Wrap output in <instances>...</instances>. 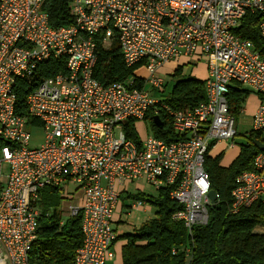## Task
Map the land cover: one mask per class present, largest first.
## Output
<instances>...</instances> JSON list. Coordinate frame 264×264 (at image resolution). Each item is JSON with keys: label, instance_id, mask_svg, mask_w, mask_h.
<instances>
[{"label": "built area", "instance_id": "2783aa9c", "mask_svg": "<svg viewBox=\"0 0 264 264\" xmlns=\"http://www.w3.org/2000/svg\"><path fill=\"white\" fill-rule=\"evenodd\" d=\"M44 2L0 0V264H33L37 201L47 187L62 198L69 184L82 192L80 203L68 208L67 218L81 216L82 243L72 264H115L113 216L119 188L130 182L169 189L181 207L172 218L188 232L207 224L212 203L204 155L209 144L237 134L230 83L260 96L251 125L264 130V56L239 31L245 16L256 17L264 45V0H71L74 22L59 28L49 25ZM99 34L104 43L116 39L124 62L141 66L145 76L107 85L94 79ZM61 56L67 73L41 80L26 96V116L17 114L14 80ZM195 57L205 59L206 99L189 110H173L162 101L165 82L157 74L167 64ZM159 106L184 139L166 142L149 134L138 142L126 136L127 122L157 116ZM31 121L43 131L37 148L28 145ZM235 184L232 213L257 201L264 205V152ZM143 205L137 200L131 207Z\"/></svg>", "mask_w": 264, "mask_h": 264}, {"label": "trees", "instance_id": "16d2710c", "mask_svg": "<svg viewBox=\"0 0 264 264\" xmlns=\"http://www.w3.org/2000/svg\"><path fill=\"white\" fill-rule=\"evenodd\" d=\"M70 1L45 0L43 10L47 13L52 28L68 26L74 22L69 11ZM257 24L256 17L247 15L239 31L264 56V45L258 34ZM95 43L96 60L92 72L94 79L107 85L136 76L135 70L141 66H128L124 62L116 39L104 43L99 34ZM65 59V56L49 57L39 62L28 78L14 80L17 114L26 116V96L41 80L67 73ZM180 66L171 73L172 80L165 82L161 95L164 94L162 101L173 110L186 111L206 99L205 81L193 76L180 77ZM141 84L139 80L136 86L141 88ZM251 93L255 92L238 82L229 84L228 104L236 121L239 109L245 105ZM255 95L259 100L260 96L257 93ZM157 110V116L150 114L142 121L148 134L166 142L184 139V135L175 133L172 129L171 118L162 107H157ZM155 117L161 122L160 128L154 124ZM30 123L39 126L32 121ZM124 131L134 141L140 142L142 139L135 121L127 122ZM246 138L239 145L238 155L227 166L220 164L221 155H209L214 143L209 144L204 155V169L209 175L210 189L218 198L207 208L208 223L195 225L190 232L181 222L172 218V214L181 207L169 197V189L156 190L155 195L139 192L135 197L127 190L119 192L122 209L132 208L130 199L144 201L154 209L153 216L140 227L117 235L116 241H125L121 247V264H264V205L257 201L236 213L230 210L235 179L242 171L249 170L253 157L262 152L255 147L253 141L258 140L264 144V130H250ZM61 204L62 197L58 189L47 187L39 191L37 238L29 252V260L33 264L73 263L75 251L82 243L81 216L78 213L74 217L63 219Z\"/></svg>", "mask_w": 264, "mask_h": 264}, {"label": "rangeland", "instance_id": "374dc122", "mask_svg": "<svg viewBox=\"0 0 264 264\" xmlns=\"http://www.w3.org/2000/svg\"><path fill=\"white\" fill-rule=\"evenodd\" d=\"M179 66L181 70L180 77L182 78H185L186 76H193L195 78L202 79L204 76H206L205 59L202 57L199 60H197V57H195V58H189V59H181L179 60V62H173L171 64H167L159 70V73L157 74V76L160 77L164 82H170L173 78V76H171V73L176 67H179ZM135 75L145 76V71L142 68H138L135 70ZM244 87L248 88L247 86H244ZM257 99L258 98L255 95V93H251L249 97L247 98L245 102V112L238 115L237 121L235 124L237 134L233 140H228L226 143H224L225 148H228L229 143L233 142L235 147L238 149L239 145L244 143L247 140L246 138L247 134L249 133L250 130H252L251 111H253V107L258 103ZM136 127L142 139L146 138V136L149 135L146 130V126L143 125L142 121H137ZM27 129L30 132V140L28 144L29 147L30 148L39 147L40 144L42 143L43 131L41 127L28 125ZM7 172H8L7 165L3 164L2 173L6 174ZM64 189H65V192L63 194L62 204L60 208H62V211H63L62 218L66 219L68 216L69 206L71 204H76L77 202L76 200L77 197L75 196L74 193H75V190L77 192L79 189H76V186L73 184L64 186ZM126 190L133 197L139 194V192H143L146 194H152V195L156 194V190L154 188L149 187L147 185L146 186L142 185V189H141L140 185L137 186V184L135 183L128 184ZM130 200L131 201L129 202L135 201L133 199H130ZM119 204L120 202L118 203L117 208ZM145 204L143 205L144 207L142 206L141 208H136V209L123 208V211L120 214V218L118 219L119 222L113 223L112 225V228L115 230L117 235H120L124 232H130L132 229L140 227L146 220L150 219V217L153 216L154 209L148 206L147 204L145 206ZM147 206L148 208H150L149 212L145 211L146 210L145 207Z\"/></svg>", "mask_w": 264, "mask_h": 264}, {"label": "crops", "instance_id": "0c3cea01", "mask_svg": "<svg viewBox=\"0 0 264 264\" xmlns=\"http://www.w3.org/2000/svg\"><path fill=\"white\" fill-rule=\"evenodd\" d=\"M205 71H206V66H205ZM207 72V71H206ZM206 75H207V73H206ZM206 78V76H204L202 79H200V78H198V79H200V80H204ZM258 100V99H257ZM258 105V103L253 107V111H251V116H252V114H253V112H254V110H255V108H256V106ZM245 112V105H244V108H243V113ZM227 141H220V142H216L215 143V145L210 149V151H209V155L211 156V157H214V156H217V155H221V159H220V164L221 165H223V166H227V165H229L232 161H233V159L238 155V153H239V148L237 149L236 147H235V145H233V146H231L230 144L231 143H229V145H228V148H225V144L224 143H226ZM237 149V150H236ZM130 183H132V182H130ZM130 183H127V184H125V185H121L120 186V188H119V191L121 192L122 190H126V188H127V185L128 184H130ZM138 186V185H137ZM142 189V188H141ZM75 196L77 197L76 198V200H77V202H76V204H78V203H80V201H81V199H82V192L80 191V190H78L77 192H76V190H75ZM124 203H126V202H124ZM134 202H132L131 204H133ZM145 204V203H144ZM121 202H120V204H119V206H118V208H117V210H116V212H115V214H114V217H113V222H112V225H113V223H117V222H119V218H120V214L122 213V211H123V209H122V207H121ZM145 206H146V204H145ZM144 207V206H143ZM132 208H134V207H132ZM131 208V209H132ZM137 208H141V207H137ZM134 209H136V208H134ZM145 211L146 212H149V210H150V208H148V206L147 207H145ZM118 243V244H117ZM125 243V241H123V240H119V241H117V242H115V244H114V246H113V251H114V253H115V258H114V263L115 264H121V247H122V245Z\"/></svg>", "mask_w": 264, "mask_h": 264}, {"label": "water", "instance_id": "95a60500", "mask_svg": "<svg viewBox=\"0 0 264 264\" xmlns=\"http://www.w3.org/2000/svg\"><path fill=\"white\" fill-rule=\"evenodd\" d=\"M154 124L157 127H161V122L159 121L158 118H154ZM253 144L255 145L256 148H258L260 151L264 152V144L259 142L258 140H254ZM208 197L211 203H214L216 201V193L213 190H210L208 193Z\"/></svg>", "mask_w": 264, "mask_h": 264}]
</instances>
